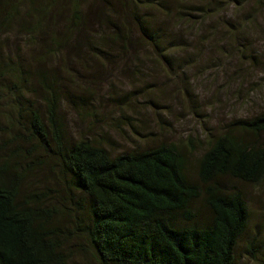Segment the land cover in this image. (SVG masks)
I'll use <instances>...</instances> for the list:
<instances>
[{
    "label": "rangeland",
    "instance_id": "374dc122",
    "mask_svg": "<svg viewBox=\"0 0 264 264\" xmlns=\"http://www.w3.org/2000/svg\"><path fill=\"white\" fill-rule=\"evenodd\" d=\"M134 2L87 0L79 6L83 21L69 29L44 24L32 44L11 35L5 43L10 53L31 72L46 71L49 80L44 87L35 79L24 86L30 98L25 109L33 106L46 115L45 99L60 97L57 117L65 140H89L112 157L173 145L187 159L190 183L198 185L199 159L208 145L234 122L264 115V7L251 15L254 4L264 3L187 0L182 7L195 3L187 17L177 13L178 0H167L161 12L143 5L142 15L165 31L155 49L138 29L131 30ZM206 4L229 5L199 15ZM28 20L32 28L40 16L32 11ZM106 26L131 27L125 48L113 41L111 30L101 34ZM52 32L64 45L57 59L44 53ZM50 66L55 68L50 71ZM28 114L24 119L16 115L18 124L0 132V164L9 162L12 171L24 173L22 200L42 196L43 210L58 211L62 249L71 264H94L91 249L76 235L81 214L66 200L67 177L56 158L31 140ZM243 135L264 143V133ZM221 182L242 191L250 210L249 227L236 246L237 264H264V180L260 185L230 178Z\"/></svg>",
    "mask_w": 264,
    "mask_h": 264
},
{
    "label": "trees",
    "instance_id": "16d2710c",
    "mask_svg": "<svg viewBox=\"0 0 264 264\" xmlns=\"http://www.w3.org/2000/svg\"><path fill=\"white\" fill-rule=\"evenodd\" d=\"M4 1L0 3V132L18 124L16 115L24 119L29 112L27 132L38 148L56 158L67 177L66 200L81 214L75 222L76 235L91 249L94 264H237L236 246L249 227L250 210L243 192L221 180L263 182L264 143L251 142L243 133L256 138L264 133V115L234 122L233 129L208 145L199 159L198 185L190 183L187 159L173 145L112 157L89 140L68 143L57 117L60 97L45 99L46 115L33 106L25 109L30 98L24 86L35 79L44 87L47 72H31L5 43L16 33L32 44L35 35L43 34L44 24L69 29L75 21H83L79 6L87 0ZM152 1L135 0L131 30L138 29L141 37L160 49L165 31L153 17L142 15V6L161 12L169 3ZM178 2L177 13L187 17L195 3L182 7L187 0ZM227 5L206 4L199 15L210 16V11ZM263 7L254 4L251 15ZM32 11L40 21L31 28ZM130 28L106 26L101 34L111 30L113 41L125 48ZM55 33L47 34L52 44L44 49L52 59L64 46ZM24 177L17 169L12 171L9 162L0 164V264H71L62 249L58 211L43 210L42 196L22 200Z\"/></svg>",
    "mask_w": 264,
    "mask_h": 264
}]
</instances>
